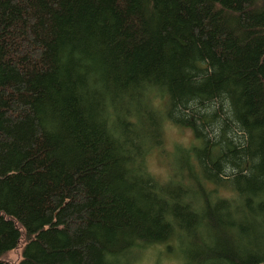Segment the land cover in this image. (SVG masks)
<instances>
[{"label": "trees", "instance_id": "1", "mask_svg": "<svg viewBox=\"0 0 264 264\" xmlns=\"http://www.w3.org/2000/svg\"><path fill=\"white\" fill-rule=\"evenodd\" d=\"M106 1L0 4V134L13 140L16 154L0 158V200L7 203L0 205V259L20 245L22 234L30 254L23 251L16 264H109V257L133 242L152 241L154 221L135 188L136 164L122 158L118 141L91 116L89 98L76 81V60H97L104 92L117 94L138 49L164 28L168 1L198 20L205 47L224 63L227 77L239 82L240 110L250 123L264 125V78L254 56L264 45V0ZM89 2L96 7L87 9ZM127 2L128 17L122 8ZM179 22L172 20L171 32L184 36ZM162 48L170 50L166 43ZM62 50L58 65L53 60ZM42 74V82L34 78ZM14 126H23L19 138L9 134ZM254 138L264 167V127ZM12 168L15 173L6 175ZM7 187L15 191L4 197ZM33 226L41 227L39 237ZM218 229L215 246L195 235L193 264H264L263 234L241 246Z\"/></svg>", "mask_w": 264, "mask_h": 264}, {"label": "rangeland", "instance_id": "2", "mask_svg": "<svg viewBox=\"0 0 264 264\" xmlns=\"http://www.w3.org/2000/svg\"><path fill=\"white\" fill-rule=\"evenodd\" d=\"M168 5L164 28L138 49L117 94L104 92L97 60H76V81L83 97L89 98L90 114L118 141L122 158L136 164L135 188L154 221L152 241L133 242L109 257V264H193L189 257L195 235L215 246L218 225L241 246L264 235V167L254 147V135L264 125L250 123L240 110L236 103L239 82L227 77L224 63L205 47L198 20L179 4L168 1ZM92 7L96 4L89 2L87 9ZM131 7L129 2L122 7L127 17ZM179 17V26L186 27L184 36L171 32L172 20ZM165 43L169 52L162 48ZM63 52H57L54 63L61 65ZM254 56L261 62L264 78V45L256 48ZM34 78L42 82L44 76ZM15 127L9 134L19 138L23 126L18 131ZM0 152V158L16 156L13 140L1 134ZM7 171L6 175L15 173L14 168ZM13 190L7 187L3 196H12ZM3 199L1 206L7 204ZM226 221L229 226L224 228ZM33 228L39 237L41 227ZM47 229L43 226L42 232ZM25 243L22 234L20 245L5 254L0 264L18 263Z\"/></svg>", "mask_w": 264, "mask_h": 264}]
</instances>
